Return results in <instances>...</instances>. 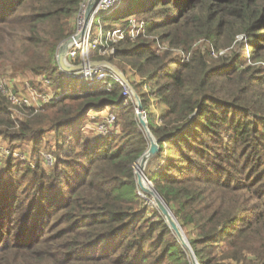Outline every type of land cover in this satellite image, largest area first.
I'll return each mask as SVG.
<instances>
[{
	"label": "trees",
	"instance_id": "trees-1",
	"mask_svg": "<svg viewBox=\"0 0 264 264\" xmlns=\"http://www.w3.org/2000/svg\"><path fill=\"white\" fill-rule=\"evenodd\" d=\"M84 1L0 0V66L43 75L59 95L16 105L0 87V138L11 151L31 141L32 155L9 156L0 174V264H190L138 194L133 166L147 141L122 84L78 83L58 68ZM131 19L134 38L93 58L123 61L161 139L148 181L200 264H264V0H121L102 24ZM104 108L117 131L86 135V114Z\"/></svg>",
	"mask_w": 264,
	"mask_h": 264
},
{
	"label": "built area",
	"instance_id": "built-area-1",
	"mask_svg": "<svg viewBox=\"0 0 264 264\" xmlns=\"http://www.w3.org/2000/svg\"><path fill=\"white\" fill-rule=\"evenodd\" d=\"M85 0L76 15L74 20V32L70 35L73 36L72 41L69 43V46L66 50V61L70 64H77L80 61L83 62L84 66L82 69L78 71L68 72L69 76H78L80 79H87V80H101L106 78H112L117 81L119 79L114 75V73L108 67H101V66H90L88 65V61L90 58L88 57V53L91 50H98V54H101V51L104 49H109L108 51L113 52V47L110 45L111 43H115L118 40L123 39L126 36V33L131 38H134L136 34V28L140 24L134 22V19H131V27L129 29L123 27H112V28H104L102 24V15H107L115 7H117L121 0H97L95 3L94 13L92 15L91 21L87 27L84 26V10L86 5ZM99 16V20L96 18ZM75 36V38H74ZM183 56V60L187 61L189 59V54H185L182 51H178ZM81 57V59H80ZM43 81L47 85V89L49 88L48 84H50L49 79L43 78ZM41 79V80H42ZM120 82V81H119ZM4 84V78L0 79V87L2 91L7 94V98L16 105H27L28 101L25 98H16L14 97L13 93L6 89ZM124 87V95H129L128 89ZM5 94V95H6ZM59 95L56 90L46 91L44 93H40L37 95L38 99L42 101L41 103L49 102ZM93 119L92 117H89ZM93 130L99 134H108L111 132L117 131L116 126V117L112 112H108L100 121H95ZM50 158L49 156H47Z\"/></svg>",
	"mask_w": 264,
	"mask_h": 264
},
{
	"label": "water",
	"instance_id": "water-1",
	"mask_svg": "<svg viewBox=\"0 0 264 264\" xmlns=\"http://www.w3.org/2000/svg\"><path fill=\"white\" fill-rule=\"evenodd\" d=\"M97 0H87L86 7L84 10V26L87 27L91 21L92 15L95 9V3ZM75 38V36H74ZM73 36H69L64 39L57 47L56 50V62L59 70L62 73H68L72 71H78L83 68V63L70 64L66 61L65 55L69 43L72 41ZM90 66L104 65L108 67L119 79L120 83L124 85L130 96L133 98V104L135 108V119L143 132L145 139L147 141V147L142 152V154L136 159L133 166V173L135 176V184L142 194L143 197L149 196L152 203L156 207L159 214L164 219L167 227L170 229L176 240L185 250L190 264H200L198 258L196 257L194 251L191 248V245L180 226L178 220L176 219L173 211L169 207L168 201L166 198L159 193L152 185L149 183L146 173L149 163L157 156L160 150V141L161 139L154 135L149 127V122L146 117V113L143 107V103L136 93L135 89L126 78V76L110 61L105 59L100 60H90L87 63Z\"/></svg>",
	"mask_w": 264,
	"mask_h": 264
},
{
	"label": "rangeland",
	"instance_id": "rangeland-1",
	"mask_svg": "<svg viewBox=\"0 0 264 264\" xmlns=\"http://www.w3.org/2000/svg\"><path fill=\"white\" fill-rule=\"evenodd\" d=\"M102 17H104V15H102ZM96 19L99 20V16ZM134 22H137V21L134 20ZM139 24H140V22H139ZM117 26L123 27V28H128L127 26L123 25V23H121V22H119ZM108 50L109 49H104L103 51H101L102 55L98 54V50H91L88 53V57L90 58V60H92V59L100 60V59L93 58V57H96V56H94L95 53L97 52V54H98L97 56L106 57L107 55L110 54V51H108ZM55 58H56V56H55ZM80 59H81V57H80ZM102 59H105V58H102ZM182 59H183V56H182ZM110 62L113 65H115L121 72H122V70H121L120 66L121 67L126 66V65H123L124 64V63H122L123 61H120L119 59H115V60L110 61ZM80 63H83V62L80 61ZM98 66L104 67V65H98ZM5 71H6L5 68L0 66V79L4 78V84L3 85H5L6 89L10 90L13 93L14 97L27 99V101H28L27 105H30L31 107H38L41 104H44V103H41L42 101H40L38 99V97H37L38 94L44 93L46 91H52V89L56 90L53 84H48L49 88L47 89V85L42 79V77L43 78H47V77H45L43 75L38 76V77L37 76L33 77V75L28 74V73L15 74V73H6ZM130 77L134 80L139 79L138 75L132 74L131 72H130ZM74 78H75L76 82L78 81V83L81 81H84V82L86 81L89 84L92 81H96V80L80 79L78 76L70 77V79H74ZM126 78L128 79V77H126ZM74 83H75V81L72 82V84H74ZM144 90H148V88L144 87ZM5 94H6V92H5ZM6 96H7V94H6ZM129 96H130V94H129ZM130 98H131V102L133 103V98L131 96H130ZM12 104H14V103H12ZM149 105L153 109L152 111H154L155 114H159L158 107H154L153 101H149ZM133 108H134V104H133ZM133 110L135 113V108ZM12 112H13V115H15V116L18 115L16 108H13ZM108 112L109 111H107L106 108H104L100 111H89L86 114V119L82 122V127H83L85 134L90 135V136L95 135L94 134L95 130H93L95 122H91L90 121L91 118H89V117H92L93 119H98L97 121H100ZM112 113L115 115L116 119H118L116 114L114 112H112ZM116 126L118 129L117 120H116ZM54 138H55L54 132L49 131L46 134V145L41 149V153L46 156V158L44 160L45 161L44 167L46 169H48V166L51 163V158H48L47 156H49V155L46 153L49 152L48 149L52 146V144L54 142ZM20 145L21 146L16 147L13 151H11L9 148H7L8 144L6 143V141H4L2 138H0V174L2 173V171H4L3 167L6 166V161L8 160L9 156H12L14 161H16V162L23 161V159L28 158V157L30 158V156H32L30 153L31 141H26ZM138 194L140 196H142V194L140 193L139 190H138ZM144 200H145L144 203L146 204L147 207H149V208L153 207L156 209V207L152 203L149 196L144 197Z\"/></svg>",
	"mask_w": 264,
	"mask_h": 264
}]
</instances>
